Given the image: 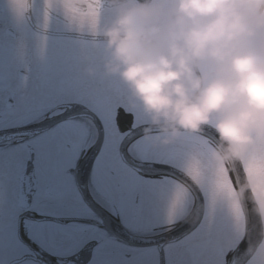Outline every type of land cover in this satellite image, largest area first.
<instances>
[{"label":"snow or ice","instance_id":"1","mask_svg":"<svg viewBox=\"0 0 264 264\" xmlns=\"http://www.w3.org/2000/svg\"><path fill=\"white\" fill-rule=\"evenodd\" d=\"M115 9L0 0V264H264V126L230 164L214 117L146 133L105 72Z\"/></svg>","mask_w":264,"mask_h":264},{"label":"clouds","instance_id":"2","mask_svg":"<svg viewBox=\"0 0 264 264\" xmlns=\"http://www.w3.org/2000/svg\"><path fill=\"white\" fill-rule=\"evenodd\" d=\"M113 2L105 72L148 117L146 133L166 143L214 117V158L230 164L264 126V0Z\"/></svg>","mask_w":264,"mask_h":264}]
</instances>
